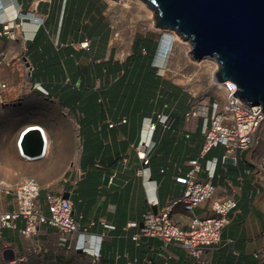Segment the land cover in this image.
<instances>
[{
	"label": "crops",
	"instance_id": "obj_1",
	"mask_svg": "<svg viewBox=\"0 0 264 264\" xmlns=\"http://www.w3.org/2000/svg\"><path fill=\"white\" fill-rule=\"evenodd\" d=\"M3 1L8 5L7 10L20 14L15 21L14 16L11 19L16 25L14 37L25 48L22 51L23 61L14 47H8L0 56V82H6V87H0V94L7 98L5 104H0V118L13 126L11 134L16 138V144L12 155L17 160H14L15 165L23 162L24 158L17 147V136L23 126L27 123L40 124L51 143L45 155L36 160L49 165L72 166L64 173L63 187L50 189L69 193L76 214H83L84 219L80 220L82 230L103 236V264H150L149 260L154 264H203L178 246H175L176 250L168 248L165 257L159 256L158 251L162 249L160 240L144 238L141 243L136 242L131 237L135 229L125 232L123 228L131 220L141 221L149 209L158 210L183 193L184 185L175 177L180 170H188L189 161L198 157L204 149L203 129L211 116L208 105L212 99L204 106L193 96L160 93L162 90H156L155 84L150 96H131L128 100L125 97L129 96H111L113 82L123 74L113 70L122 67L124 61L119 60L116 52L110 49V24L99 0L95 12L87 16L84 10V14H74L73 17L63 14L65 5L88 7L92 0ZM25 4H36L38 12L23 13ZM39 30L42 31L40 35ZM0 39L11 38L0 34ZM83 42H89L88 49L82 47ZM58 53L68 70L66 75L61 73L60 76L56 71L59 68L62 71V62L57 60ZM78 63L81 68L89 69L93 63L102 67L105 73L101 84L105 81L109 94L72 96L70 70L77 69ZM145 64L143 60L139 66L144 68ZM136 66L134 63L130 67L134 71ZM9 68L17 72H10ZM155 73L157 76L161 72L157 70ZM37 85L47 88L50 93H43ZM13 99H19L17 105L10 104ZM131 100L133 103L129 105ZM180 101H185V105L178 109ZM193 102L200 106L199 115L188 119L186 113ZM53 105L58 107L54 109ZM204 108L203 135H195ZM159 112L170 115L169 126L158 122ZM124 119L127 121L123 122ZM150 119L158 122L153 136V149L157 151L155 157L151 156L148 169L142 172L144 164L139 153L144 148L140 143L146 137ZM111 122L115 126H110ZM189 133L190 138L187 137ZM262 135L264 131L260 128L254 144L239 152L237 164L218 161L214 178L216 196L236 198L238 209L223 231L222 244L210 254L209 264L214 263L216 251L221 253L226 247L229 249L225 255L228 257L230 254L232 264L236 261L253 264L251 258H254L255 264H264V136L259 140ZM224 151V146L218 144L200 161L205 166L207 160L220 157ZM106 175L110 176L107 184L104 183ZM205 176L202 171L201 177ZM10 200V195L0 193V203L7 204ZM211 203L208 199L195 211L203 214ZM176 217L184 222L182 208H179ZM109 225L114 227L108 228ZM40 234L50 249L57 251L58 264L64 261L75 264V259L73 263L69 260L72 255L80 254L57 246L56 228L43 225ZM1 245L18 253L30 247L27 238L8 229L3 231ZM255 252L260 257H256Z\"/></svg>",
	"mask_w": 264,
	"mask_h": 264
},
{
	"label": "built area",
	"instance_id": "obj_2",
	"mask_svg": "<svg viewBox=\"0 0 264 264\" xmlns=\"http://www.w3.org/2000/svg\"><path fill=\"white\" fill-rule=\"evenodd\" d=\"M12 29L10 23H4V33H9ZM82 45L89 48V42H83ZM0 85L6 87L5 83ZM220 88L225 93L222 100L214 99L210 105L207 104L211 116L203 129L205 135L203 151L189 161L188 170H180L175 177L184 185L183 193L172 198L158 210L149 209L143 214L142 221L131 220L123 228L125 232L135 229L131 237L136 242L141 243L144 238L160 240L163 250L158 251L159 256L165 257L168 248L178 246L186 249L190 257L203 264H209L210 254L216 246L222 244L223 230L238 209L236 198L216 196L217 185L214 183L216 168L219 160L223 163L237 164L239 152L254 144L256 132L264 122V110L260 104L242 100L235 92L239 87L234 81L226 80L220 84ZM197 104L195 102L191 104L186 113L188 119L199 115L200 106ZM157 119L164 126H169L171 121L170 115L163 112L157 113ZM158 122L150 119L146 137L140 143L144 148L139 153L144 164L142 172H145L151 163L153 136ZM110 126H115V123L111 122ZM187 137L190 138L191 134L189 133ZM218 144L224 146V154L207 160L204 166L200 161L201 157ZM202 171L206 174L204 178L201 177ZM0 193L12 195L7 204L0 203V240L3 239V231L6 229L19 232L29 240L30 254L45 256L50 249L39 237V228L41 224H48L58 230L59 246L86 250L95 256V261H98L101 256V245L79 244L78 240L74 244L70 243L75 232H78L79 236L84 233L80 228L83 214H75L71 198L52 191L42 193L40 181L35 177L24 178L15 185L0 182ZM208 199L212 202L208 211L203 214L197 213L195 208ZM179 208H182L184 222L176 217ZM7 248L6 245L0 246V256ZM255 256L260 257V254L255 252ZM27 259L25 254L15 257V261ZM149 263L154 264L152 260H149Z\"/></svg>",
	"mask_w": 264,
	"mask_h": 264
},
{
	"label": "rangeland",
	"instance_id": "obj_3",
	"mask_svg": "<svg viewBox=\"0 0 264 264\" xmlns=\"http://www.w3.org/2000/svg\"><path fill=\"white\" fill-rule=\"evenodd\" d=\"M99 1L101 2V7L107 15L108 22L110 24V49H113L114 52H116V57L119 60L126 61L128 57H131L133 55V47L137 40L142 41L144 38H152L155 41H158L162 34L172 33L170 31L161 30L163 28L158 27V25L153 26L152 18L149 19L147 17L135 15L137 11L136 6H133L130 10L126 9V7H122L123 4L121 1L118 3H114L113 0ZM97 3V0H92L90 1L88 7L82 6V8H77L72 4L65 5L62 12L63 14H71L73 17L74 14H84L85 10V14L87 13L88 16L90 13L96 11ZM51 5L52 4H50L49 7ZM37 8L38 6L36 4H25L23 5V13H31L32 11L38 12ZM99 11L100 10H98V12ZM17 13L18 14L16 15H20L19 12ZM5 14L6 11H4L2 15H0L3 16ZM154 21H157L156 18H154ZM106 37L107 35L104 36V38ZM173 37L174 44L172 50L168 54V57H165L166 60L164 62L161 59V62H159V66H156L158 72H161L160 76L164 79L163 86L160 88L159 85H157L156 90H158L159 88L160 90H162L160 93L165 92L167 96L168 94L169 96L173 94L171 89H174L176 91L180 90L184 93L187 92V94L196 98L197 101L202 102L204 106H206L205 102L210 101V98L212 100H222L223 96H225V93L220 88V81L217 79V77L215 78V80L212 77L211 72L214 70V67L209 59L203 58L199 60L194 58L191 53L192 47L187 44L188 42L186 44L181 43V41L177 39L175 33H173ZM10 38L11 39H0V56L3 55L8 47H14L16 49L15 52L20 55L23 61L22 51L25 50L24 44L22 45L17 40V37ZM146 55H148V50L145 47H142L141 52H137V54L135 55V60L132 61V63H129L130 65L126 63L122 65L124 67H127L128 65L131 66V64L135 63L138 66H136L134 71L133 69H131V67H128L126 72L124 71V69L120 70V72H123V74L113 82L114 84L111 87V96H129L125 97V100H128L129 98L131 99V96H150L153 94L155 77L153 76L152 72H150V67H148L146 64L144 65V68L139 66L140 62L143 61L142 59H144ZM57 60L62 62V64H60L62 67V71L60 72L61 68L57 70L59 75L62 76L61 73H64L66 75L68 73V70L67 68H65L64 61H62V57L60 56V54ZM77 65V69L73 68L72 70H70L71 77L73 78L71 79L72 82L74 81V76L77 75V82L75 86L77 90L71 92L72 96H105L109 94L108 90L105 88V81H102L101 84V78L104 77L103 75L105 73L102 67L100 68L95 63H93L92 67H90L89 69L85 67L81 68L80 63H78ZM9 70L13 73L17 72L14 69L9 68ZM132 103V100L129 101V105H131ZM172 104L174 105L173 100ZM180 106L181 104L178 106V109ZM51 107L55 109L58 106L53 105ZM205 111L206 108L202 109L200 124L196 132H194L195 135H203L201 133V126L204 123ZM28 124L30 123L25 124L23 128ZM7 125V120L4 118H0V181L8 184H16L26 176H37L39 179L41 178L40 181L43 184V187L49 189H58L63 187L62 180L64 177V173L72 168V166L70 165H49L45 164L43 161L29 160L26 158H23V162L15 165L14 160L16 162L17 160L13 158L12 148H14V145L16 144V138L11 134L13 126L8 125V127ZM260 128L264 131V122ZM263 136L264 135H262L259 140H262ZM156 151L157 149H152V158L156 156ZM139 161L141 160L139 159ZM16 172H18L19 175H17ZM21 173L23 175H21ZM96 206L97 205H95L94 207ZM171 248H173L172 250H176L175 247ZM228 249V247L223 248L221 253L216 251L213 264H224V256ZM231 254L233 253L231 252ZM74 257L77 259V262H75V264L91 263V258L86 255L80 254L74 255ZM74 257L70 259V263H73L75 259Z\"/></svg>",
	"mask_w": 264,
	"mask_h": 264
},
{
	"label": "water",
	"instance_id": "obj_4",
	"mask_svg": "<svg viewBox=\"0 0 264 264\" xmlns=\"http://www.w3.org/2000/svg\"><path fill=\"white\" fill-rule=\"evenodd\" d=\"M145 1L154 9L159 27L189 40L194 58L215 59L217 79L234 81L242 100L264 110V0ZM39 128H30L21 145L30 158H40L47 150ZM109 178L105 176V184Z\"/></svg>",
	"mask_w": 264,
	"mask_h": 264
},
{
	"label": "clouds",
	"instance_id": "obj_5",
	"mask_svg": "<svg viewBox=\"0 0 264 264\" xmlns=\"http://www.w3.org/2000/svg\"><path fill=\"white\" fill-rule=\"evenodd\" d=\"M7 8H8V5L7 4H5V2L3 1V0H0V14L2 15L3 14V12L4 11H7ZM14 11V10H13ZM16 14H18V13H15L14 14V21H15V19L17 18V17H19L20 15H16ZM0 15V25H1V28H0V34L1 35H3V34H5V35H8L9 37H14L15 36V27H16V25L13 23L14 21H13V19H11V21H12V23H11V21H9L10 19L8 18V17H2ZM5 22H8V23H10L11 25H12V31L11 32H9V33H4L3 32V29H4V23ZM13 32V33H12ZM14 34V35H13ZM166 34V40L168 39V41H167V43H166V40H165V43H164V49H162L161 50V53H160V58L163 60V62L166 60L165 59V57H168V54L170 53V51L172 50V47H173V44H174V37H173V33H170V34H168V33H165ZM82 47H83V45H82ZM84 48H86V47H84ZM88 49V48H87ZM159 62H160V60H158L156 63V66H159ZM164 64V63H163ZM2 82H0V84H1ZM3 83H5L6 84V82H3ZM222 82H220V84H221ZM0 87H2L1 85H0ZM37 87V89H39V90H41L43 93H45V94H49V90L47 89V88H45V87H43L42 85H37L36 86ZM2 88H4V87H2ZM6 97H5V95L4 94H0V104H5L6 103ZM19 100V99H18ZM17 99H13V100H11L10 101V104H12V105H17L18 104V101ZM214 100V99H213ZM212 100V101H213ZM37 124V123H36ZM34 127H36V126H30V127H27L26 129H24L22 132H21V135H20V137H18L17 138V146H18V148H20V150H21V145H22V142H23V139H24V136H25V133L30 129V128H34ZM41 127V133H42V135L43 136H45V132H44V130H43V127L42 126H40ZM260 129V128H259ZM21 153H22V155L24 154L22 151H20ZM46 153V152H45ZM45 153H44V155H45ZM43 155V156H44ZM200 155V154H199ZM27 156V155H26ZM28 157V156H27ZM25 158V157H24ZM29 158V160H36L35 158H30V157H28ZM41 158V157H40ZM38 159V158H37ZM27 177H35V178H37L39 181H40V179L37 177V176H26V177H24V178H27ZM24 178H22L21 180H23ZM20 180V181H21ZM19 181V182H20ZM0 182H2V183H5V182H3V181H0ZM18 183V182H17ZM16 183V184H17ZM5 184H8V183H5ZM40 184H41V191H42V193H44V192H46V191H52V192H55V191H53V190H51V189H43V184L41 183V181H40ZM8 185H15V184H8ZM55 193H58V192H55ZM64 195V194H63ZM11 196V198H12V195H10ZM65 196V195H64ZM66 197V196H65ZM67 198H70V197H67ZM74 208V207H73ZM74 212H75V210H74ZM75 214H76V212H75ZM83 219V218H82ZM81 219V220H82ZM142 221V220H141ZM142 224V223H141ZM43 225H48V224H41V226H43ZM41 226H40V228H41ZM48 226H50V225H48ZM53 227V226H52ZM108 227V226H107ZM39 228V229H40ZM55 228V227H54ZM80 228H81V231L82 232H84V230H82V227H81V223H80ZM108 228H111V227H108ZM225 229V228H224ZM57 230V229H56ZM130 230H132V229H130ZM134 230V229H133ZM224 231V230H223ZM129 232V231H128ZM57 234H58V240H59V233H58V230H57ZM75 236V237H74ZM24 237V236H23ZM39 237L47 244V241L42 237V235L40 234V232H39ZM98 237H100V238H98ZM75 238V239H74ZM98 238V239H97ZM76 240H78L77 242L79 243V244H81V243H87V244H91V243H95V244H98L99 246L101 245V243H102V241H103V236L102 235H100V234H94V233H89V232H84L83 234H81L80 236H79V234H78V232H75L73 235H72V240L70 241V243L72 242V244H74L75 243V241ZM142 242V241H141ZM30 244V243H29ZM48 245V244H47ZM57 246L60 248H65V247H63V246H59V244L57 243ZM31 247V246H30ZM30 247H26V248H28V250L27 251H23V252H20V253H18V252H15V251H11L9 248H7V250H5V252L3 253V255L2 256H0V263H2V264H58V262H59V258H58V254H56L57 253V251H52L51 249H50V247H49V249H50V251L47 253V255H45V256H42V255H36V254H30L31 253V251H30ZM67 249V248H66ZM67 250H69V249H67ZM71 250H74L75 252H77V254H82V255H86V256H88L89 258H91V263L90 264H103V261H102V253H101V256H100V258L98 259V261H95V256H93L90 252H87L86 250H82V249H80V250H78V249H75V248H73L72 247V249ZM101 252H102V247H101ZM69 253H71V252H69ZM165 253H166V251H165ZM21 254H25L27 257H28V259L27 260H24V261H15V257L16 256H20ZM166 255V254H165ZM74 257V255H72L71 256V258L70 259H72ZM75 258V257H74ZM193 258V257H192ZM195 259V258H194ZM70 261V260H69ZM75 262H77V259L75 258ZM60 264V263H59ZM61 264H69V262L67 263V261H64L63 263H61Z\"/></svg>",
	"mask_w": 264,
	"mask_h": 264
},
{
	"label": "trees",
	"instance_id": "obj_6",
	"mask_svg": "<svg viewBox=\"0 0 264 264\" xmlns=\"http://www.w3.org/2000/svg\"><path fill=\"white\" fill-rule=\"evenodd\" d=\"M49 13H51V11ZM0 28H1V25H0ZM40 32H42V31L39 30L38 35H40ZM165 40H166V34H162L161 37L158 39V41H155L152 38H148V39L144 38L142 41L141 40H137L135 42V44H134V47H133V49H134L133 55L131 57H128L127 60L123 62V65L125 63L126 64L132 63V61L135 60V55L137 54V52L140 53L142 47H145L148 50V55H146V57L144 59H142V60H144L146 62V65L148 67H150V69H151L150 72H152L153 76H154V74L156 76V73H155L157 71V67H156L157 63L156 62L158 60H160V62H161L160 53H161V50L164 49L163 47L165 46L164 45ZM167 41H168V39L166 40V43H167ZM142 45H144V46H142ZM58 55H59V53L57 54V56ZM111 57H113V55ZM129 65L127 67L122 66V68L118 67L117 69H114L113 72H117V71H120L122 69H124V71L126 72L128 67L130 68ZM57 70L58 69H56V71ZM76 76L77 75L74 76V81L72 82L73 87L72 88L70 87L71 88L70 89L71 92L77 90L76 87H75L76 86V82H77ZM157 76H156V78L154 80V84L155 85H159V87L161 88L163 86L164 79L159 74ZM171 91L173 92V94L171 96H190L189 94H187V93L185 94L184 92H182L180 90L176 91L174 89H171ZM168 96H169V94H168ZM180 103H181V106L184 107L185 101L184 102L180 101ZM231 259L232 258L230 257V254L228 255V257H227V255H225L224 264H232L231 262L233 261V259L232 260ZM251 259L253 261L252 263L255 264L256 261L254 260V258H251ZM234 264H241V262L240 261H236V262H234Z\"/></svg>",
	"mask_w": 264,
	"mask_h": 264
},
{
	"label": "bare ground",
	"instance_id": "obj_7",
	"mask_svg": "<svg viewBox=\"0 0 264 264\" xmlns=\"http://www.w3.org/2000/svg\"><path fill=\"white\" fill-rule=\"evenodd\" d=\"M122 2V7H126V9H130L131 10V8L133 7V6H136V13H135V15H137V16H142V17H147V18H149V19H153V22H152V24H153V26H155V25H157V23L154 21V18H156V15H155V12H154V9L147 3V1H145V0H113V2L114 3H118V2ZM13 11V10H12ZM14 11H13V13H11L10 12V10L8 9L7 11H6V14L5 15H3L2 17H8L10 20L9 21H11V18H12V16H14ZM11 23H12V21H11ZM10 27V26H9ZM159 27V26H158ZM161 30H166V31H170V32H172V33H175L176 34V37H177V39L179 40V41H181V43H183V44H186L187 42V44H189L190 46H191V44H190V41L189 40H187V39H184L180 34H178L176 31H173V30H170V29H165V28H163V29H161ZM13 33V32H12ZM14 35V34H13ZM192 47V46H191ZM206 58H208L209 59V61L211 62V64L213 65V67H214V70L211 72L212 73V77H213V79L215 80V78H216V71H217V68H218V63H217V61L215 60V59H213V58H209V57H206ZM220 83V82H219ZM30 126H36V128H39L41 125L40 124H36V123H33V124H28L27 126H25L24 128H23V130L24 129H26L27 127H30ZM40 129V131H41V127L39 128ZM22 130V131H23ZM43 130H44V128H43ZM31 130H28L27 131V133H29ZM44 132H45V138H46V144H47V151H48V149H49V147H50V143H51V140H50V138H49V136H48V134H47V132L44 130ZM27 133H25V136L27 135ZM20 135H21V133H20ZM20 135H19V137H20ZM18 141V140H17ZM18 147V146H17ZM19 149V151H21L20 150V148H18ZM46 151V152H47ZM23 157H25L26 159H29L25 154H23Z\"/></svg>",
	"mask_w": 264,
	"mask_h": 264
}]
</instances>
